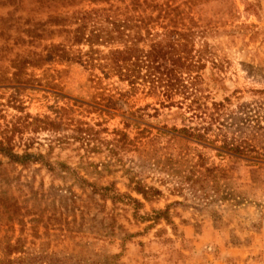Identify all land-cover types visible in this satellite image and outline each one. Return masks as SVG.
Here are the masks:
<instances>
[{"label":"rangeland","instance_id":"obj_1","mask_svg":"<svg viewBox=\"0 0 264 264\" xmlns=\"http://www.w3.org/2000/svg\"><path fill=\"white\" fill-rule=\"evenodd\" d=\"M0 147V261L209 264L264 223V0H0Z\"/></svg>","mask_w":264,"mask_h":264},{"label":"trees","instance_id":"obj_2","mask_svg":"<svg viewBox=\"0 0 264 264\" xmlns=\"http://www.w3.org/2000/svg\"><path fill=\"white\" fill-rule=\"evenodd\" d=\"M108 9L105 8H90L88 10H74L70 13H67V11L65 13H63L62 15L59 16V21H67L66 25H68V23H70L68 21L69 18L73 19V22H71L74 27L70 30H68V32L71 34V41L72 44H76V45H80V44H86L88 49L86 52L82 53L80 50H78L75 54L71 53V52H66L63 48H57L55 46H50V50H57V52H51V55H46V58L49 57H56L59 60H64V61H69V60H74L76 62H82L81 61V57L82 56H87V58L84 60V65H86V68L88 69H94V64H93V60L94 58H92V53H95L96 50H94L93 46L96 44H103V43H110L112 37L111 35H108V32L105 33H98L97 29L91 30L89 32L84 33L85 30V24L88 21H92L96 15H98L97 13H104L105 11H108ZM58 17V16H57ZM50 21H56V18H49ZM119 29L114 30V32L117 34L120 31H118ZM100 42V43H98ZM126 50L125 49H112L109 51V56H110V64L108 66H106L108 68L109 71H111L113 74H115L118 77V80L120 81H125L127 80L128 77V71L126 68V65L123 62V57L125 54ZM41 55H39L36 60H30V62L28 61L27 63H34L35 65L37 64L36 61L38 59H40ZM41 59H44V57H41ZM181 86V85H180ZM214 105H220V103H213ZM37 120V119H35ZM195 139H199L202 141H205L203 136H201L200 134H196L195 136H193ZM1 149H4L3 147H0V151H2ZM228 150L232 151L235 154H245V149L243 147H241L240 145H235V146H231L230 148H228ZM6 153V155L12 157L13 159H19L22 158L24 155H17V154H12L10 152H7L6 150H4ZM160 212H158L159 214ZM8 249H7V253L6 255L8 256L10 253H13L16 251V247L12 246V245H7ZM11 259H7V262H11ZM7 262H3L0 261V264H7Z\"/></svg>","mask_w":264,"mask_h":264},{"label":"crops","instance_id":"obj_3","mask_svg":"<svg viewBox=\"0 0 264 264\" xmlns=\"http://www.w3.org/2000/svg\"><path fill=\"white\" fill-rule=\"evenodd\" d=\"M209 264H264V223L257 229H243L236 243H222Z\"/></svg>","mask_w":264,"mask_h":264}]
</instances>
